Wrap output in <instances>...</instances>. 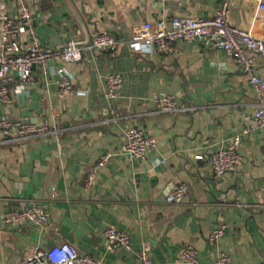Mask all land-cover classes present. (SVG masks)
I'll return each mask as SVG.
<instances>
[{"label": "crops", "instance_id": "obj_1", "mask_svg": "<svg viewBox=\"0 0 264 264\" xmlns=\"http://www.w3.org/2000/svg\"><path fill=\"white\" fill-rule=\"evenodd\" d=\"M227 0H29L40 42L57 48L70 39L86 43L100 31L118 41L115 51H84L80 62L53 58L49 66L73 75L63 93L57 73L34 68L28 94L10 85V100H0V118L31 117L56 123V132L5 142L0 131V264H18L36 247L68 242L99 264H140L139 248L151 245L157 264H189L184 250H198V264H215L221 252L233 264H264V131L242 140L236 170L214 178L212 155L251 124L257 107L252 84L225 51L204 40L178 41L168 54L124 45L132 27L173 16L213 17ZM257 0H230L231 20L264 36V14ZM13 0H0V15L16 16ZM263 15V16H262ZM264 77V54L254 55ZM119 72L124 85L116 99L105 96L106 76ZM156 92L176 96L182 110H157ZM56 116V119H54ZM138 127L157 147L147 158L125 152L126 133ZM105 153L110 161L87 187L88 170ZM201 156V158H198ZM165 161V162H164ZM186 182L181 202L167 194ZM41 206L45 226L7 225L2 213ZM221 223L223 236L210 240ZM128 234L132 251L109 248L105 230Z\"/></svg>", "mask_w": 264, "mask_h": 264}, {"label": "built area", "instance_id": "obj_2", "mask_svg": "<svg viewBox=\"0 0 264 264\" xmlns=\"http://www.w3.org/2000/svg\"><path fill=\"white\" fill-rule=\"evenodd\" d=\"M162 2H178L180 0H160ZM257 15L264 14V0H257ZM16 16L2 13L0 15V100H10V85H14L16 93L28 94L35 83L34 68L39 67L45 73H57L58 84L63 93L71 91L73 75L65 68L49 66L50 60L59 58L64 62H80L84 51L91 53H108L115 51L119 41L108 31H100L91 42L70 39L60 47L52 48L42 44L33 27V12L29 0H13ZM263 16V15H262ZM204 40L215 49L223 50L230 55L241 68L245 78L252 84L256 96L257 107L251 124L241 133L229 138L227 144L212 155L214 178L219 179L228 171L236 170L242 161V140L252 130L264 131V77L256 72L255 57L264 54V36L253 31L252 27L244 28L230 18V0L222 2L213 17L173 16L161 18L154 23H140L132 27L130 37L124 45L140 48L144 51L168 54L175 50L178 41L192 42ZM124 85V77L119 72H111L106 76L105 96L116 99ZM153 101L157 110L163 113L176 114L182 108L174 94L156 92ZM56 119V116L55 118ZM56 123L47 120H33L31 117L12 119L8 116L0 118V131L5 142L22 141L32 137H42L56 132ZM157 147L153 135H147L138 127H131L126 133L125 152L131 158H147ZM111 153L103 154L91 166L85 175L87 187L94 184L98 170L111 159ZM201 158V156H198ZM165 162V161H164ZM1 171V165H0ZM188 184H177L166 196L170 204L181 202L188 192ZM2 220L7 225L30 222L36 226H45L50 214L41 206L32 205L20 210H9L2 213ZM226 224H219L210 234L211 241H217L224 235ZM105 235L109 248L121 247L132 251L127 233L108 226ZM140 264H157L151 259V245L143 244L137 252ZM189 264H198V250L187 246L183 253ZM18 264H99L90 254H80L75 246L68 242L50 248L36 247ZM215 264H233L227 252H221Z\"/></svg>", "mask_w": 264, "mask_h": 264}]
</instances>
